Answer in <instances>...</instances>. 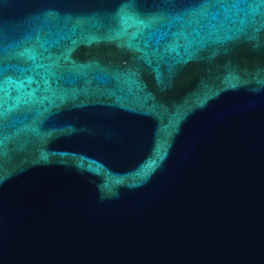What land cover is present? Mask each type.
Here are the masks:
<instances>
[{
    "label": "water",
    "instance_id": "95a60500",
    "mask_svg": "<svg viewBox=\"0 0 264 264\" xmlns=\"http://www.w3.org/2000/svg\"><path fill=\"white\" fill-rule=\"evenodd\" d=\"M0 264H264V3L0 0Z\"/></svg>",
    "mask_w": 264,
    "mask_h": 264
},
{
    "label": "snow or ice",
    "instance_id": "6c2138e0",
    "mask_svg": "<svg viewBox=\"0 0 264 264\" xmlns=\"http://www.w3.org/2000/svg\"><path fill=\"white\" fill-rule=\"evenodd\" d=\"M262 3H264V0H261Z\"/></svg>",
    "mask_w": 264,
    "mask_h": 264
}]
</instances>
